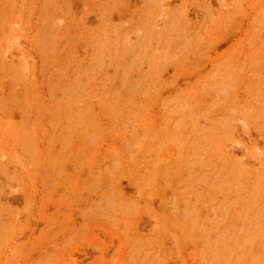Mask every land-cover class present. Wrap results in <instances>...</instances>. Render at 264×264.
<instances>
[{"label": "rangeland", "instance_id": "1", "mask_svg": "<svg viewBox=\"0 0 264 264\" xmlns=\"http://www.w3.org/2000/svg\"><path fill=\"white\" fill-rule=\"evenodd\" d=\"M0 264H264V0H0Z\"/></svg>", "mask_w": 264, "mask_h": 264}]
</instances>
